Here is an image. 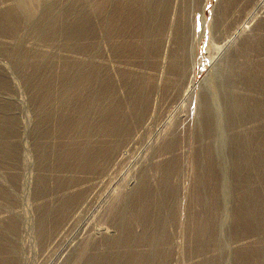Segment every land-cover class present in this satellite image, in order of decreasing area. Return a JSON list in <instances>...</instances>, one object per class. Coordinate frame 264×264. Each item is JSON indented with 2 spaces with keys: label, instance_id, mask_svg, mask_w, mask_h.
<instances>
[{
  "label": "rangeland",
  "instance_id": "rangeland-1",
  "mask_svg": "<svg viewBox=\"0 0 264 264\" xmlns=\"http://www.w3.org/2000/svg\"><path fill=\"white\" fill-rule=\"evenodd\" d=\"M263 117L264 0H0V264H264Z\"/></svg>",
  "mask_w": 264,
  "mask_h": 264
},
{
  "label": "bare ground",
  "instance_id": "bare-ground-1",
  "mask_svg": "<svg viewBox=\"0 0 264 264\" xmlns=\"http://www.w3.org/2000/svg\"><path fill=\"white\" fill-rule=\"evenodd\" d=\"M106 2H107V1H106ZM125 2H126V1H125ZM102 3H104V2H102ZM155 3H156V2H155ZM163 3H164V2H163ZM224 3H225V2H224ZM125 4H126V3H125ZM128 4H129V3H128ZM133 4H134V3H133ZM99 5H100V4H99ZM131 5H132V4H131ZM157 5H158V4H157ZM162 5H164V4H162ZM245 5H246V4H245ZM255 5H256V4H255ZM80 6H81V5H80ZM122 6H123V5H122ZM132 6H133V5H132ZM222 6H223V5H222ZM97 7H98V5H97ZM97 7H96V8H97ZM125 7H126V6H125ZM140 7H141V6H140ZM140 7H139V8H140ZM96 8H95V9H96ZM257 8H258V7H257ZM98 9H99V8H98ZM124 9H125V8H124ZM104 10H105V9H104ZM233 10H234V9H233ZM98 11H99V10H98ZM142 11H143V10H142ZM100 12H101V10H100ZM132 12H133V11H132ZM79 13H80V12H79ZM104 13H105V12H104ZM104 13H103V14H104ZM116 13H118V12H116ZM224 13H225V12H224ZM120 14H121V13H120ZM127 14H128V13H127ZM139 14H141V13H139ZM10 15H11V14H10ZM131 15H132V14H131ZM151 15H152V14H151ZM122 16H123V15H122ZM127 16H128V15H127ZM132 16H133V15H132ZM233 16H234V15H233ZM11 17H12V16H11ZM7 18H8V17H7ZM228 18H229V17H228ZM124 19H125V18H124ZM136 19H137V18H136ZM134 20H135V19H134ZM151 20H153V19H151ZM140 22H141V21H139V23H140ZM9 23H10V22H9ZM113 23H114V22H113ZM126 23H127V22H126ZM142 24H143V23H142ZM60 25H61V24H60ZM134 25H135V24H134ZM7 26H9V25H7ZM11 26H12V25H11ZM77 26H78V25H77ZM138 26H139V24H138ZM141 26H142V25H141ZM144 26H145V25H144ZM149 26H150V25H149ZM152 26H153V25H152ZM126 28H127V27H126ZM145 28H146V27H145ZM65 29H66V28H65ZM143 29H144V28H143ZM146 29H147V28H146ZM78 30H79V29H78ZM144 31H147V30H144ZM79 33H80V32H79ZM139 33H140V32H139ZM90 34H91V33H90ZM141 34H142V32H141ZM146 34H147V33H146ZM149 34H150V33H149ZM144 35H145V34H144ZM144 35H143V36H144ZM147 35H148V34H147ZM147 35H146V36H147ZM143 36H142V37H143ZM148 36H149V35H148ZM148 38H149V37H148ZM144 39H145V38H144ZM136 40H137V39H136ZM134 41H135V40H134ZM154 42H155V41H154ZM251 42H252V41H251ZM129 44H130V43H129ZM157 44H158V43H157ZM255 44L257 45V43H255ZM82 47H83V46H82ZM243 48H244V47H243ZM260 48H261V47H260ZM251 49H253V48H251ZM245 50H247L248 53H249V51H251V50H248V49H245ZM253 51H254V50H253ZM242 53H243V51H242ZM123 54H124V53H123ZM261 54H262V53H261ZM247 58H248V57H247ZM248 60H249V59H248ZM250 60H251V59H250ZM73 63H74V61H73ZM252 64H253V63H252ZM255 64H256V63H255ZM255 64H254V65H255ZM35 65H36V64H35ZM50 65H51V64H50ZM77 65H78V64H77ZM82 65H83V64H82ZM248 65H249V64H248ZM248 65H247V66H248ZM250 65H251V63H250ZM254 65H253V66H254ZM71 67H72V66H71ZM248 67H249V66H248ZM250 67H251V66H250ZM79 68H80V67H79ZM261 68H262V67H261ZM70 69H71V68H70ZM70 69H69V70H70ZM240 69H241V68H240ZM244 69H245V67H244ZM252 69H253V67H252ZM256 69H257V68H256ZM73 70H74V69H73ZM67 71H68V70H67ZM96 71H97V70H96ZM241 71H243V69H242ZM248 71H249V69H248ZM252 71H254V70H252ZM70 72H72V71H70ZM70 72H68V74H69ZM82 72H83V71H82ZM256 72H257V71H256ZM72 73H73V72H72ZM230 73H231V72H230ZM236 73H237V72H236ZM254 73H255V72H254ZM261 73H262V72H261ZM261 73H260V74H261ZM54 74H55V73H54ZM78 74H79V73H78ZM234 74H235V72H234ZM260 74H259V75H260ZM236 75H237V74H236ZM249 75H250V73H249ZM252 75H253V74H252ZM256 75H258V74H256ZM256 75H254V79H255V80H256V79H257V80H260L259 77H258V78L256 77ZM259 75H258V76H259ZM70 76H71V75H70ZM70 76H69V78H70ZM246 76H247V75H246ZM60 77H61V76H60ZM63 77H65V76H63ZM66 77H67V76H66ZM81 77H82V76H81ZM81 77H80V79H81ZM239 77H240V76H239ZM262 77H263V76H262ZM57 78H58V77H57ZM69 78H67V79H69ZM232 78H233V77H232ZM63 79L65 80V78H63ZM67 79H66V80H67ZM89 79H90V78H89ZM234 79H235V77H234ZM245 79H246V78H245ZM248 79H249V78H248ZM61 80H62V77H61ZM243 80H244V79H243ZM252 80H253V79H252ZM65 82H66V81H65ZM65 82H63V83H65ZM67 82H68V81H67ZM69 82H70V81H69ZM78 82H79V81H78ZM84 82H85V81H84ZM260 82H261V81H260ZM252 83H253V82H252ZM51 84H53V83H51ZM65 84H66V83H65ZM75 84H76V83H75ZM110 84H111V83H110ZM258 84H259V83H258ZM84 85H85V84H84ZM60 86H62V85H60ZM67 86H68V85H67ZM69 87H70V86H69ZM45 88H46V87H45ZM45 88H44V89H45ZM75 88H76V87H75ZM100 88H101V87H100ZM107 88H108V87H107ZM41 89H42V88H41ZM46 89H47V88H46ZM46 89H45V90H46ZM68 89H69V88H68ZM76 89H77V88H76ZM92 89H93V88H92ZM42 90H43V89H42ZM50 90H51V89H49L48 91L50 92ZM78 90H79V89H78ZM81 90H82V89H81ZM81 90H80V91H81ZM71 91H72V90H71ZM80 91H79V92H80ZM83 91H84V90H83ZM81 92H82V91H81ZM232 92H233V91H232ZM243 92H244V91H243ZM75 93H76V92H75ZM75 93H74V94H75ZM83 93H84V92H82V95H83ZM103 93H104V92H103ZM235 93H236V92H235ZM45 94H47V91H46ZM45 94H44V95H45ZM59 94H60V93H59ZM84 94H85V93H84ZM232 94H233V93H232ZM50 95H51V94H50ZM61 95H62V94H61ZM64 95H65V93H64ZM236 95H238V94L236 93ZM246 95H248V94H246ZM45 96H47V95H45ZM48 96H49V95H48ZM51 96H52V95H51ZM75 96H76V95H75ZM83 96L85 97V95H83ZM89 96H90V95H89ZM89 96H88V97H89ZM142 96H143V95H142ZM41 97H42V96H41ZM79 97H80V96H79ZM237 97H238V96H237ZM241 97H242V96H241ZM252 97H253V96H252ZM256 97H257V96H256ZM43 98H44V97H43ZM49 98H50V97H49ZM58 98H59V97H58ZM238 98H239V97H238ZM245 98H246V97H245ZM250 98H251V97H250ZM250 98H249V99H250ZM66 99H67V98H66ZM82 99H83V98H82ZM247 99H248V98H247ZM249 99H248V101H249ZM79 100H81V99H79ZM236 100H237V99H236ZM48 101H49V100H48ZM48 101H47V102H48ZM71 101H72V100H71ZM88 101H89V100H87V102H88ZM101 101H102V100H101ZM253 101H254V100H253ZM259 101H260V100H259ZM40 102H41V100H40ZM40 102H39V103H40ZM62 102H63V101H62ZM64 102H65V101H64ZM69 102H70V100H69ZM69 102H68V103H69ZM74 102H75V101H74ZM81 102H82V101H81ZM84 102H85V101H84ZM234 102H235V101H234ZM239 102H240V101H239ZM256 102H258V101H256ZM44 103H46V102H44ZM44 103H43V104H44ZM77 103H78V101H77ZM244 103H245V101H244ZM246 103H247V102H246ZM49 104H50V103H48V105H49ZM63 104H64V103H63ZM63 104H62V105H63ZM69 104H70V103H69ZM72 104H73V102H72ZM78 104H83V103H78ZM252 104H253V103H252ZM252 104H251V105H252ZM88 105H89V104H87V107H88ZM40 106H41V105H40ZM45 106H47V105L45 104ZM49 106H50V105H49ZM77 106H78V105H77ZM83 106H86V105L84 104ZM83 106H82V107H83ZM243 106H245V105H243ZM252 106H253V105H252ZM67 107H68V106H67ZM73 107H75V105H74ZM73 107H72V108H73ZM132 107H133V106H132ZM236 107H237V106H236ZM236 107H235V108H236ZM261 107H262V106H261ZM46 108H47V107H46ZM68 108H70V105H69ZM68 108H67V109H68ZM76 108H77V107H76ZM83 108H84V107H83ZM99 108H100V107H99ZM245 108H246V107H245ZM250 108H251V107H250ZM40 109H41V108H40ZM44 109H45V107H44ZM77 109H78V108H77ZM86 109H87V108H86ZM247 109H248V107H247ZM253 109H254V108H253ZM60 110H61V109H60ZM60 110H59V111H60ZM78 110H79V109H78ZM120 110H121V109H120ZM128 110H129V109H127V111H128ZM261 110H262V109H261ZM80 111H81V109H80ZM88 111H89V110H88ZM104 111H105V110H104ZM69 112H70V111H69ZM69 112H68V113H69ZM71 112H73V111H71ZM77 112H78V111H77ZM77 112H76V113H77ZM86 112H87V111H86ZM92 112H93V111H92ZM113 112H114V111H113ZM116 112H117V111H116ZM54 113H55V112H54ZM62 113H63V112H62ZM74 113H75V111H74ZM80 113H81V112H80ZM105 113H106V112H105ZM107 113H108V112H107ZM124 113H125V112H124ZM141 113H142V112H141ZM77 114H78V113H77ZM84 114H85V112H84ZM89 114H90V113H89ZM89 114H88V115H89ZM129 114H130V113H129ZM237 114H238V112H237ZM241 114H242V113H241ZM43 115H44V114H43ZM79 115H80V114H79ZM81 115H82V114H81ZM110 115H111V114H110ZM112 115H113V114H112ZM118 115H119V114H118ZM120 115H121V114H120ZM249 115H250V114H249ZM46 116H47V115H46ZM59 116H60V115H59ZM137 116H138V115H137ZM47 117H48V116H47ZM71 117H72V116H71ZM71 117H70V118H71ZM76 117H77V115H76ZM98 117H99V115H98ZM98 117H97V118H98ZM115 117H117V116L115 115ZM120 117H121V116H120ZM78 118H80V116H79ZM110 118H111V117H110ZM263 118H264V117H263ZM81 119H82V118H80V120H81ZM83 119H84V118H83ZM111 119H112V118H111ZM111 119H110V120H111ZM118 119H119V118H118ZM64 120H65V119H64ZM72 120H75V119H72ZM76 120H77V119H76ZM76 120H75V121H76ZM96 120H97V119H96ZM103 120H104V119H103ZM110 120H107V121H110ZM114 120H115V119H114ZM120 120H121V119H120ZM40 121H41V120H40ZM117 121H118V120H117ZM61 122H62V121H61ZM67 122H68V124L71 123L70 121H67ZM67 122L65 123L66 125H67ZM83 122H84V121H83ZM88 122H89V121H88ZM103 122H104V121H102V125H103ZM118 122H119V121H118ZM129 122H130V121H129ZM41 123H42V122H41ZM105 123L107 124V122H105ZM130 123H131V122H130ZM239 123H240V122H239ZM65 124H64V122H63V125H65ZM74 124H75V123H74ZM77 124H78V123H77ZM83 124H84V123H83ZM110 124H111V123H110ZM113 124H114V125H113ZM113 124H112L111 126H112V127H115V126H116V121H113ZM124 124H125V123H124ZM60 125H62V124H60ZM63 125H62V126H63ZM69 125H70V124H69ZM79 125H80V123H79ZM81 125H82V123H81ZM102 125L100 124V126H102ZM107 125H108V124H107ZM233 125H234V124H233ZM260 125H261V124H260ZM70 126H73V123H72ZM83 126H84V125H83ZM83 126H82V127H83ZM90 126H91V125H90ZM104 126H105V125H104ZM111 126H110V127H111ZM118 126H119V125H118ZM60 127H61V126H60ZM74 127H76V126H74ZM77 127H78V125H77ZM79 127H80V126H79ZM88 127H89V126H88ZM110 127H109V128H110ZM65 128H66V127H65ZM71 128H72V127H71ZM97 128H98V127H97ZM124 128H125V127H124ZM57 129H58V128H57ZM67 129H68V128H67ZM67 129H66V130H67ZM69 129H70V128H69ZM75 129H76V128H75ZM79 129H80V128H79ZM79 129H78V130H79ZM107 129H108V128H107ZM115 129H116V128H115ZM117 129H118V128H117ZM120 129H123V128L120 127ZM127 129H128V128H127ZM62 130H63V129H62ZM73 130H74V129H73ZM73 130H72V131H73ZM100 130H102V129L100 128ZM57 131H58V130H57ZM57 131H56V132H57ZM89 131H90V130H89ZM113 131H114V130H113ZM41 132H42V131H41ZM106 132H107V131H106ZM108 132H109V131H108ZM260 132H261V131H260ZM52 133H53V132H52ZM110 133L112 134V132H110ZM113 133H114V132H113ZM57 134H58V133H57ZM60 134H61V132H60ZM70 134H71V133H70ZM72 134H73V133H72ZM106 134H107V133H106ZM114 134H115V133H114ZM74 135H75V134H74ZM50 136H51V135H50ZM66 136H67V135H66ZM72 136H73V135H72ZM72 136H71V137H72ZM111 136H112V135H111ZM248 136H249V135H248ZM74 138H75V137H74ZM108 138H109V137H108ZM64 139H65V138H64ZM248 139H249V138H248ZM67 140H68V139H67ZM113 140H114V139H113ZM79 141H80V140H79ZM84 141H85V140H84ZM102 141H103V140H102ZM263 141H264V140H263ZM65 142H66V141H65ZM75 142H76V141H75ZM77 142H78V141H77ZM105 142H106V141H105ZM86 143H87V142H86ZM75 144H76V143H75ZM91 144H92V143H91ZM96 144H97V143H96ZM71 145H72V144H71ZM64 146H65V145H64ZM92 146H93V145H92ZM108 146H109V145H108ZM111 146H112V145H111ZM86 147H87V146H85V148H86ZM78 148H79V147H78ZM89 148H91V147L89 146ZM97 148H99V146H98ZM69 149H70V148H69ZM74 149H76V148H74ZM79 149H80V148H79ZM93 149H94V148H93ZM95 149H96V148H95ZM42 151H43V150H42ZM74 151H75V150H74ZM86 151H87V150H86ZM92 151H93V150H92ZM109 151H110V150H109ZM61 152H62V151H61ZM69 152H70V151H69ZM75 152H76V151H75ZM80 152H81V150H80ZM94 152H95V153H94ZM88 153H91V150H90ZM93 153L95 154V156H96V155H97V156H100V153H102V152L98 153V150H97V151H93ZM93 153L90 154V155H91V156H94ZM244 153H245V152H244ZM72 154H74V152H73ZM75 154H76V153H75ZM78 154H79V153H78ZM80 154H81V153H80ZM82 154H83V153H82ZM84 154H85V152H84ZM103 154H104V153H103ZM107 154H108V153H107ZM69 155H70V154H69ZM46 156H47V155H46ZM46 156H45V157H46ZM74 156H75V155H74ZM76 156H77V155H76ZM83 156H84V155H83ZM88 156H89V155H88ZM88 156H87V157H88ZM97 156H96V157H97ZM103 156H104V155H103ZM211 156H212V155H211ZM77 157H78V156H77ZM85 157H86V156H85ZM87 157H86V158H87ZM41 158H42V157H41ZM92 158H93V157H92ZM98 158H100V157H98ZM107 158H108V156H107ZM62 159H63V158H62ZM66 159H67V158H66ZM66 159H65V160H66ZM72 159H73V158H72ZM78 159H79V158H78ZM80 160H81V159H80ZM88 160H89V159H88ZM246 160H247V159H246ZM8 161H9V160H8ZM66 161L68 162V160H66ZM75 161H77V160H75ZM85 162H86V161H85ZM88 162H89V161H88ZM88 162H87V163H88ZM91 162H92V161H91ZM62 163H64V162L62 161ZM78 163H79V162H78ZM80 163H81V161H80ZM89 163H90V162H89ZM76 164H77V162H76ZM81 164H82V163H81ZM83 164H84V163H83ZM94 164H95V162H94ZM98 164H99V162H98ZM64 165H65V164H64ZM66 165H67V164H66ZM73 165H74V164H73ZM73 165H72V166H73ZM77 165H78V164H77ZM91 165H93V163H92ZM60 166H61V165H60ZM83 166H84V165H83ZM85 166H86V165H85ZM96 166H97V165H96ZM96 166L93 165V167H96ZM87 167H88V166H87ZM87 167H86V168H87ZM96 168H97V167H96ZM247 168H248V167H247ZM71 169H72V168H71ZM87 169H88V168H87ZM44 181H45V180H44ZM47 181H48V180H47ZM45 182H46V181H45ZM68 183H69V182H68ZM254 183H255V182H254ZM62 184H63V183H62ZM116 184H117V183H116ZM52 185H53V184H52ZM48 186H49V185H48ZM48 186H47V187H48ZM61 186H62V185H61ZM113 186H114V185H113ZM44 187H45V185H44ZM111 187H112V185H111ZM114 187H115V186H114ZM117 187H118V186H117ZM210 187H211V186H210ZM141 189H143V188H141ZM144 189H145V188H144ZM148 189H149V188H148ZM142 191H143V190H142ZM146 191H147V190H146ZM146 193H147V192H146ZM162 195H163V194H162ZM72 196H73V195H72ZM75 196L77 197V195H75ZM70 197H71V196H70ZM76 197H75V198H76ZM150 197H152V196H150ZM73 198H74V196H73ZM143 198H144V197H143ZM143 198H142V199H143ZM99 199H100V198H99ZM137 199H138V198H137ZM146 199H147V198H146ZM62 200H63V199H62ZM66 200H67V199H66ZM69 200H70V199H69ZM59 202H60V201H59ZM59 202H58V203H59ZM64 202H67V201L64 200ZM143 202H144V201H143ZM73 203H74V202H73ZM75 203H76V202H75ZM99 203H100V202H99ZM55 204H56V203H55ZM147 204H148V203H147ZM205 204H206V203H205ZM255 204H256V202H255ZM60 205H61V204H60ZM67 205H68V204H67ZM144 205H145V204H144ZM56 206H57V205H56ZM69 206H70V205H69ZM120 206H121V205H120ZM145 206H146V205H145ZM50 207H51V206H50ZM58 207H59V206H58ZM165 207H166V206H165ZM51 208H52V207H51ZM69 208H70V207H69ZM52 209H53V208H52ZM61 209H62V208H61ZM62 210H63V209H62ZM66 210H67V209H66ZM127 210H128V209H127ZM51 211H53V210H51ZM54 211H55V210H54ZM56 211H57V210H56ZM60 211H61V210H60ZM63 211H64V210H63ZM68 212H69V211H68ZM153 212H154V211H153ZM244 212H245V211H244ZM62 213H63V212H62ZM56 214H57V213H56ZM128 215H129V214H128ZM51 216H52V215H51ZM41 218H42V217H41ZM44 218H46V217H44ZM56 218H57V217H56ZM113 218H114V217H113ZM117 218H118V217H117ZM125 218H126V217H125ZM153 218H154V217H153ZM162 218H163V217H162ZM250 218H251V217H250ZM50 219H51V218H50ZM53 219H54V218H53ZM163 220H164V219H163ZM253 220H254V219H253ZM119 222H120V221H119ZM168 222H169V221H168ZM5 225H6V223H5ZM155 225H156V224H155ZM134 229H135V227H134ZM156 235H157V234H156ZM158 235H159V234H158ZM150 236H151V235H150ZM161 237H162V236H161ZM136 238H137V237H136ZM156 238H157V237H156ZM142 240H143V239H142ZM153 240H154V239H153ZM157 240H158V239H157ZM149 243H150V242H149ZM88 253H89V252H88ZM82 254H83V253H82ZM82 254H81V255H82ZM83 255H84V254H83ZM133 255H134V254H133ZM128 256H129V255H128ZM81 258H82V257H81ZM93 258H94V257H93ZM102 258H103V257H102ZM106 259H107V258H106ZM75 260H76V259H75ZM100 260H101V259H100ZM137 260L140 262L139 264H141L142 261H140V259H137ZM117 261H118V260H117ZM88 262H89V261H88ZM91 262H92V261H91ZM97 262H99V260H98ZM80 263H81V262H80ZM86 263H87V261H86ZM87 264H88V263H87ZM100 264H101V263H100Z\"/></svg>",
  "mask_w": 264,
  "mask_h": 264
}]
</instances>
